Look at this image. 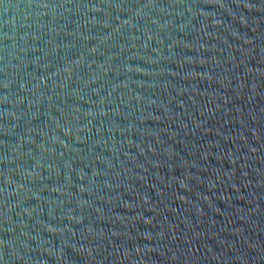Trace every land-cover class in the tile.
Segmentation results:
<instances>
[{"label": "water", "instance_id": "water-1", "mask_svg": "<svg viewBox=\"0 0 264 264\" xmlns=\"http://www.w3.org/2000/svg\"><path fill=\"white\" fill-rule=\"evenodd\" d=\"M0 264H264V0H0Z\"/></svg>", "mask_w": 264, "mask_h": 264}]
</instances>
